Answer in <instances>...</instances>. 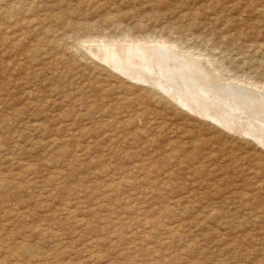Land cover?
Returning <instances> with one entry per match:
<instances>
[{
  "label": "rangeland",
  "instance_id": "1",
  "mask_svg": "<svg viewBox=\"0 0 264 264\" xmlns=\"http://www.w3.org/2000/svg\"><path fill=\"white\" fill-rule=\"evenodd\" d=\"M263 102L264 0H0V264H264Z\"/></svg>",
  "mask_w": 264,
  "mask_h": 264
},
{
  "label": "bare ground",
  "instance_id": "2",
  "mask_svg": "<svg viewBox=\"0 0 264 264\" xmlns=\"http://www.w3.org/2000/svg\"><path fill=\"white\" fill-rule=\"evenodd\" d=\"M147 42H148V41H147ZM150 45H151V44H150ZM170 46H171V45H170ZM173 46H174V45H173ZM173 46H171L170 48H167V47H166V48H165V47L157 48V47H156V48H154V49L151 48L150 50H148V49L146 50V49H145V51H147V55H149V52H152V53L154 52L155 55H158V57H159V56H162V55H160V54H165V52L167 53V51H171V52H169V54L172 53V51H174V49H175ZM135 47H136V46H135ZM134 49H135V48H134ZM138 49H139V48H138ZM110 50H111V48H110ZM110 50H109V51H110ZM128 50H129V48H128ZM156 50H158V51L156 52ZM121 52H122V51H121ZM163 52H164V53H163ZM135 53H136V52H135ZM137 53H138V51H137ZM137 53H136V54H137ZM140 53H141V52H140ZM122 55H123V54H122ZM117 56H118V55H117ZM168 56H169V55H168ZM174 56H175V55H174ZM110 57H111V56H110ZM163 57H164V56H162V58H163ZM111 58H112V57H111ZM149 58H151V56H149ZM166 59H167V57H166ZM161 60H162V59H160V58H159V60H158L157 57H154V58L152 57V58H151V62H152V61H154V62H155V61L160 62ZM182 62H183V61H182ZM184 63H187V62H184ZM160 64H161V63H160ZM195 64H196V63H195ZM188 65L190 66V65H191V62H190V64H188ZM163 66H164V65H163ZM191 66H192V65H191ZM158 67H159V66H158ZM183 67L185 68V66H183ZM193 67H194V66H193ZM196 67H197V66H196ZM184 68H183V69H184ZM189 68H190V67H189ZM190 69H192V68H190ZM194 69H195V68H194ZM194 69H193V70H194ZM163 70H164V69H163ZM193 70H192V71H193ZM195 70L198 71L197 69H195ZM189 71H190V70H189ZM206 71H207V70H206ZM177 72H178V71H177ZM187 72H188V71H187ZM198 72H199V71H198ZM172 73H173V72H172ZM183 73H184V72H183ZM203 73H204V74H203V79L208 78L209 81H212V82L215 81V77H214L213 75L208 74V76H206V75H207V72H206V73L203 72ZM185 74H186V73H185ZM198 74H199V73H198ZM174 75H175V74H174ZM141 76H142V75H141ZM192 76H193V75H192ZM195 76H196V75H195ZM198 76H199V75H198ZM188 77H189V76H188ZM147 78H148V77H147ZM149 78H150V76H149ZM153 78H154V77H153ZM184 78H185V77H184ZM142 79H143V78H142ZM144 79H145V78H144ZM175 79H176V78H175ZM198 79H199V78H198ZM145 80H147V79H145ZM150 80H151V79H150ZM192 80H194V79H192ZM177 81H178V80H177ZM154 82H155V81H154ZM183 82H184V81H183ZM194 82H195V81H194ZM149 83H150V82H149ZM209 83H210V82H209ZM209 83H208V84H209ZM169 84H170V83H169ZM208 84H207V85H208ZM159 86H160V85H159ZM194 86H195V85H194ZM201 86H202V85H201ZM157 87H158V86H157ZM196 87H197V86H196ZM178 88H179V87H178ZM198 88H199V87H198ZM157 89H158V88H157ZM159 89H160V88H159ZM161 89H162V88H161ZM204 89H205V88H204ZM212 92H213V91H212ZM256 92H257V91H256ZM209 93H210V92H209ZM179 94H180V93H179ZM212 94H213V93H212ZM176 95H177V93H176ZM204 95H205V94H204ZM171 97H172V96H171ZM174 97H175V95H174ZM185 100H186V99H185ZM181 101H182V100H181ZM194 101H195V100H194ZM198 101H199V100H198ZM263 103H264V102H263ZM183 106H184V105H183ZM196 106H197V105H196ZM227 106H228V105H227ZM194 111H195V110H194ZM197 112H198V111H197ZM201 113H202V112H201ZM218 113H219V112H218L215 108H213V109H212V113H211V112H210V113H204L203 115L208 116V117H210V118H212L213 120H216V121H217V119H220V121H223V119H221V118L219 117V114H220V113H219V114H218ZM228 114H229V113H228ZM258 115H259V114H258ZM239 118H240V117H239ZM220 121H219V122H220ZM220 123L222 124V122H220ZM228 124H229V123H228ZM229 125H230V124H229ZM249 128H250V127H249ZM251 132H252V131H251ZM244 134H245V133H244ZM95 255H96V254H95Z\"/></svg>",
  "mask_w": 264,
  "mask_h": 264
}]
</instances>
